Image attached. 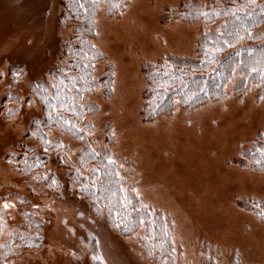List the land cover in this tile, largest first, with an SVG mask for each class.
Masks as SVG:
<instances>
[{"label": "rangeland", "instance_id": "obj_1", "mask_svg": "<svg viewBox=\"0 0 264 264\" xmlns=\"http://www.w3.org/2000/svg\"><path fill=\"white\" fill-rule=\"evenodd\" d=\"M208 1L128 0L116 17L97 12L93 45L104 61L96 65L95 76L108 63L112 83L108 96L97 90L83 98L98 107L86 118L92 124L89 138L100 144L109 127V150L127 169L126 181L140 205L171 224L172 264H264V224L240 207L250 198L264 199V172L240 165L244 151L264 133V92L258 95L251 87L233 95V79L221 100L193 110L176 106L167 115L141 120V65L166 56L192 57L200 25L170 14L181 2ZM59 9V0H0V101L4 95L19 100L8 101L0 112V207L7 225L17 227L15 200L21 198L27 202L21 209L34 212L43 225V245L8 263L152 264L137 241L141 229L121 237L93 219L84 202L32 193L26 188L30 179L5 163L30 120L40 117L36 102L23 103L29 85L54 65L62 39L70 34V24L58 25ZM263 32L264 22L257 33ZM56 138L68 144L67 161L73 163L78 142L50 130L48 139ZM49 167L64 180V170L54 162ZM90 236L96 250L88 244Z\"/></svg>", "mask_w": 264, "mask_h": 264}, {"label": "trees", "instance_id": "obj_2", "mask_svg": "<svg viewBox=\"0 0 264 264\" xmlns=\"http://www.w3.org/2000/svg\"><path fill=\"white\" fill-rule=\"evenodd\" d=\"M127 2L59 0L57 22L59 27L70 24V34L62 39L54 65L42 79L29 85L23 103L36 102L40 117L30 120L21 142L11 147L4 160L17 175L30 179L26 188L32 193L39 191L56 199L66 195L84 202L93 219L104 221L121 237H133L141 229L137 241L145 260L172 264L171 224L161 214L140 205L126 181L127 169L120 167L109 150L112 142L109 127L97 144L89 138L92 124L86 121L98 107L84 102V96L97 90L108 96L112 83L108 63L95 76L96 65L104 61L93 45L96 14L102 10L105 16L116 17ZM170 17L198 23L199 34L192 57L166 56L141 65L143 122L167 115L176 106L193 110L221 100L226 84L233 79H237L231 88L233 95L245 94L251 87L258 95L264 92V32L257 33L264 22V0L181 2ZM208 26L210 29L204 32ZM8 101L19 104L15 96L4 95L0 112ZM16 111L14 108L5 112V116ZM50 130L78 142L73 163L67 161L68 144L59 138L48 139ZM50 162L65 171L63 181L50 169ZM240 165L264 172V133L257 135L244 151ZM25 203L16 198L20 223L12 228L0 207V264H9L21 251L37 250L43 245L42 222L34 212L21 209ZM241 203L242 209L264 224V199L250 198ZM88 244L96 250L92 236Z\"/></svg>", "mask_w": 264, "mask_h": 264}, {"label": "snow or ice", "instance_id": "obj_3", "mask_svg": "<svg viewBox=\"0 0 264 264\" xmlns=\"http://www.w3.org/2000/svg\"><path fill=\"white\" fill-rule=\"evenodd\" d=\"M81 6H83V5H81ZM122 203H123V202H122ZM9 207H10V205H9L8 203L3 204V208H4V209H8ZM117 215H119V213H117ZM121 223L123 224L124 221L121 220ZM141 223H143V221H141ZM114 226H119V225H114ZM124 226H125V228H127V224H125ZM95 259H101V260H102L101 257H95Z\"/></svg>", "mask_w": 264, "mask_h": 264}]
</instances>
